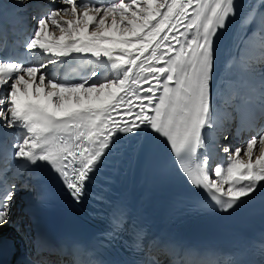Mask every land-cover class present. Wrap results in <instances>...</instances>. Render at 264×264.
Instances as JSON below:
<instances>
[{
    "label": "snow or ice",
    "instance_id": "6c2138e0",
    "mask_svg": "<svg viewBox=\"0 0 264 264\" xmlns=\"http://www.w3.org/2000/svg\"><path fill=\"white\" fill-rule=\"evenodd\" d=\"M59 2L63 7L33 16L26 49L49 56L50 64L90 55L115 75L100 79L92 71L83 82H63L47 77L45 64L0 60V122L25 130L12 145L16 159L48 167L80 202L119 134L150 129L189 183L211 193L221 210L264 186V134L245 148L224 146L226 172L222 165L210 170L208 156L195 162L214 123V41L237 15L234 0ZM50 23L59 36L48 40ZM17 189L12 183L0 193V228L13 222Z\"/></svg>",
    "mask_w": 264,
    "mask_h": 264
},
{
    "label": "bare ground",
    "instance_id": "6f19581e",
    "mask_svg": "<svg viewBox=\"0 0 264 264\" xmlns=\"http://www.w3.org/2000/svg\"><path fill=\"white\" fill-rule=\"evenodd\" d=\"M28 1L29 0H0V21L11 24L27 16L31 10ZM234 3L237 8V15L229 18L227 21L230 27L226 42L221 47L225 56L220 61L219 70H221V75L217 77L214 86L216 99L218 100V105L214 106V123L211 128H208L209 132L204 130V133L207 132L204 135L207 145L205 148L207 153L206 156L209 158L208 163L215 160L218 149H221V153H219L217 159L223 158V166H225V168L228 163V154L223 153L222 148L226 145H230L232 148H245L246 143L235 144L227 135L221 136V138L216 141V137H218L224 129V126H226L222 123V118L226 114L224 112L225 101L222 99L223 91L220 89L222 87H227L228 92H233L234 88L238 86L245 87L255 85V87H252L254 93L259 91L264 93V22L262 21L264 0H234ZM38 4L40 7L46 6L47 9L45 12L47 13L55 8L61 7L62 3H60L59 0H43L39 1ZM67 18L68 17H65V19ZM20 22L23 24L26 23L24 19ZM248 30L247 37L243 38L242 35ZM58 36L59 29L55 28L50 23L47 28L46 38L51 40ZM229 53H232V55H229ZM90 61L95 63L96 67L101 72L106 71L108 73V78L115 75L110 65L106 62H97L95 59H90ZM43 71L47 76L46 70ZM39 74L40 73H37V76H39ZM29 91L31 92V87ZM224 137H227V139H224ZM259 154L258 148H254V157ZM241 158L247 159L243 153L241 154Z\"/></svg>",
    "mask_w": 264,
    "mask_h": 264
}]
</instances>
